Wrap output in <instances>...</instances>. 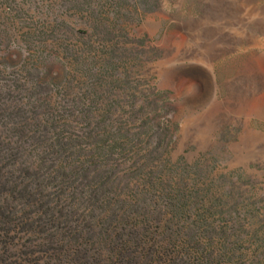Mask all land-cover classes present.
<instances>
[{"label":"rangeland","instance_id":"obj_1","mask_svg":"<svg viewBox=\"0 0 264 264\" xmlns=\"http://www.w3.org/2000/svg\"><path fill=\"white\" fill-rule=\"evenodd\" d=\"M0 168V264H264V0H0Z\"/></svg>","mask_w":264,"mask_h":264},{"label":"bare ground","instance_id":"obj_2","mask_svg":"<svg viewBox=\"0 0 264 264\" xmlns=\"http://www.w3.org/2000/svg\"><path fill=\"white\" fill-rule=\"evenodd\" d=\"M256 8V7H255ZM258 9V8H257ZM263 9V8H262ZM239 10H240V8H239ZM260 10V9H259ZM258 10V11H259ZM240 12V11H239ZM235 16H236V14H235ZM239 16V15H238ZM254 93V90L252 89V87H251V85H247L246 87H244L237 95H236V98H235V100H234V102H233V104L234 105H236V106H238V105H242V103L247 99V98H249L250 97V95H252ZM233 98V97H232ZM232 101V100H231ZM230 103V102H229ZM228 103V104H229ZM231 104V103H230ZM229 106H231V105H229ZM231 109V108H230ZM227 111H229L228 109H227ZM218 113L216 112V115H217ZM229 114V113H228ZM215 115V114H214ZM215 115V116H216ZM219 115V114H218ZM219 118V117H218Z\"/></svg>","mask_w":264,"mask_h":264},{"label":"trees","instance_id":"obj_3","mask_svg":"<svg viewBox=\"0 0 264 264\" xmlns=\"http://www.w3.org/2000/svg\"><path fill=\"white\" fill-rule=\"evenodd\" d=\"M79 159V158H78ZM61 164H63V163H61ZM1 169V168H0ZM25 190L28 192V193H30V191H29V188H25Z\"/></svg>","mask_w":264,"mask_h":264}]
</instances>
